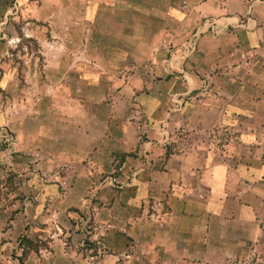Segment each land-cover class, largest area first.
<instances>
[{"label":"crops","instance_id":"obj_1","mask_svg":"<svg viewBox=\"0 0 264 264\" xmlns=\"http://www.w3.org/2000/svg\"><path fill=\"white\" fill-rule=\"evenodd\" d=\"M90 1L0 0V180L36 196L0 198V264H264V0H162L142 65Z\"/></svg>","mask_w":264,"mask_h":264},{"label":"rangeland","instance_id":"obj_2","mask_svg":"<svg viewBox=\"0 0 264 264\" xmlns=\"http://www.w3.org/2000/svg\"><path fill=\"white\" fill-rule=\"evenodd\" d=\"M189 2L192 3V1ZM70 4H75V8L80 6V3ZM88 4L90 18L86 19H88L90 24L92 25V42L103 46L109 45L111 42L114 41L119 42L123 46V50L121 52L122 60L131 61V63L133 64H145L146 61L150 59L151 53L159 54L162 52L165 38L162 34H159L160 30H169V28H172L173 31L179 30L177 27L178 25L171 26V24L168 22L166 24V20L163 19V15L159 11L164 5V2L162 0H106V2L91 0ZM177 4H180L182 8L185 7L187 3L182 2ZM79 9L82 8L80 7ZM152 11L154 15L150 16V19H148L146 14ZM115 13L118 14L117 16L120 17L122 23H119L118 19L117 22L114 20L113 16L115 15ZM148 21H150L151 34L150 30H148L149 27L147 26ZM73 25L75 26L76 30L75 34L80 35L79 38L76 37V40L79 41L82 38L84 26L82 24V20L78 17L77 14L74 17ZM147 43H152V45L154 44V49H146ZM74 52L78 57H81L83 55V52L81 50ZM106 52V50L99 49L98 47H96L90 50V56L94 59L99 57L102 60L101 55L104 56ZM109 52L111 51H108L107 53ZM94 62L92 63V67H94L98 71H101L103 69V65H99V60H95ZM133 69L134 66L124 69V73L126 74L124 80H126L127 76H129V74L134 71ZM119 76L120 73L117 74V77ZM115 78L116 76H113L110 78V80H107V85L113 86L114 83H118L117 81H115ZM17 168L18 167L16 166L15 168L10 166V170L8 171L9 177L7 176L8 178L6 177L5 179L0 180V198L6 197L9 192H12V195H14L13 198H15L16 200L25 199L26 202L34 203L36 201V196H34L31 192H28V196L22 198V196H20V192L17 191L18 180L14 178L18 177L19 174V172H17ZM64 169H66V166L60 165L58 167V172L63 173L65 171ZM30 170L32 171V173H34V176H37L39 174V171L36 168L31 167V165ZM3 188H6L7 190V192H4L5 194H3ZM8 214L9 217L12 218L14 210H11L10 212H8ZM37 245L38 244L36 243L28 242L24 238H20V240L12 243V246H8V252L11 253L13 258H17L20 262H22L25 260L29 250H35L37 248ZM4 251L5 250H3V252Z\"/></svg>","mask_w":264,"mask_h":264}]
</instances>
